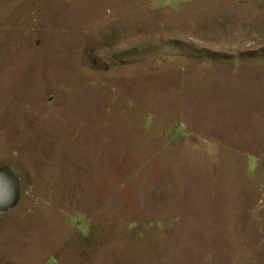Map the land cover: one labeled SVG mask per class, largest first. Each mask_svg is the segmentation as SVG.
<instances>
[{
    "label": "rangeland",
    "instance_id": "obj_1",
    "mask_svg": "<svg viewBox=\"0 0 264 264\" xmlns=\"http://www.w3.org/2000/svg\"><path fill=\"white\" fill-rule=\"evenodd\" d=\"M0 264H264V0H0Z\"/></svg>",
    "mask_w": 264,
    "mask_h": 264
},
{
    "label": "water",
    "instance_id": "obj_2",
    "mask_svg": "<svg viewBox=\"0 0 264 264\" xmlns=\"http://www.w3.org/2000/svg\"><path fill=\"white\" fill-rule=\"evenodd\" d=\"M24 180L18 168L11 163L0 165V217L12 213L24 196Z\"/></svg>",
    "mask_w": 264,
    "mask_h": 264
}]
</instances>
